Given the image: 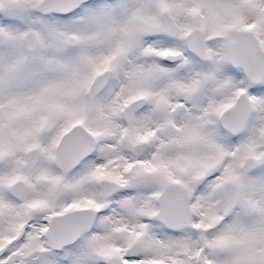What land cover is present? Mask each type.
<instances>
[{
  "label": "snow or ice",
  "instance_id": "1",
  "mask_svg": "<svg viewBox=\"0 0 264 264\" xmlns=\"http://www.w3.org/2000/svg\"><path fill=\"white\" fill-rule=\"evenodd\" d=\"M188 52L264 81V0H0V264H264V120L232 143L264 99L164 82Z\"/></svg>",
  "mask_w": 264,
  "mask_h": 264
},
{
  "label": "rangeland",
  "instance_id": "2",
  "mask_svg": "<svg viewBox=\"0 0 264 264\" xmlns=\"http://www.w3.org/2000/svg\"><path fill=\"white\" fill-rule=\"evenodd\" d=\"M148 0H98V5L102 8H106L109 12L112 13V17L115 21L122 20L126 14L133 8L137 7L141 3H146ZM65 15H56V14H49L43 15V19L50 24H60L63 23V17ZM38 19V18H33ZM169 39L173 42L178 44L179 41L175 37H169ZM189 58V63L183 65L182 67L177 68V64L179 61L174 63L164 64L165 68H173L176 71L168 73L164 77V82L171 77L174 79L180 80H188L185 76H190L191 79L196 72L198 71H212L215 73L217 78L225 79L231 78L234 82H239L241 80L245 81V85L248 87V92L252 96H256L258 99H264V81H260L257 84L249 83L242 75L241 70L239 68L231 67L228 62L220 63V64H212L211 62L207 61H200L190 52L186 53ZM113 86L118 87V82L113 80L111 82ZM259 89V90H258ZM106 94H110L108 89H105ZM211 95L209 89L205 88L202 89L201 92L194 98L193 100L186 101V106L191 109L193 112L197 110L200 105H203L207 102L208 97ZM195 102L196 107H193V103ZM264 120V109H258L250 114L247 127L237 133L235 139L232 140V143H238L242 139H246L252 136L255 130L260 126L261 121ZM262 178H264V166L257 165L256 169L254 170V180H253V188L255 191H259L262 187H264V183H262ZM148 191L147 188H138V189H131V190H122V192L126 193H142ZM120 196H114V199H119ZM153 225V231L157 233L160 238H166L165 232L162 227L159 225L158 221H146ZM99 264H104L103 261H99Z\"/></svg>",
  "mask_w": 264,
  "mask_h": 264
},
{
  "label": "water",
  "instance_id": "3",
  "mask_svg": "<svg viewBox=\"0 0 264 264\" xmlns=\"http://www.w3.org/2000/svg\"><path fill=\"white\" fill-rule=\"evenodd\" d=\"M49 14H58V15H64V14H67L66 12H58V13H49ZM43 15H48V14H43ZM192 54V53H191ZM192 55H194L198 60H200V61H205V60H203L201 57H199V56H197V55H195V54H192ZM231 67H234V68H239L240 70H241V73H242V75H243V77L246 79V77H245V73H244V71H243V69L241 68V67H239L238 65H235V64H231V63H228ZM247 80V79H246ZM248 81V80H247ZM261 80H255V81H248L249 83H252V84H257V83H259ZM240 132V131H239ZM239 132H236L234 135H236L237 133H239Z\"/></svg>",
  "mask_w": 264,
  "mask_h": 264
},
{
  "label": "bare ground",
  "instance_id": "4",
  "mask_svg": "<svg viewBox=\"0 0 264 264\" xmlns=\"http://www.w3.org/2000/svg\"><path fill=\"white\" fill-rule=\"evenodd\" d=\"M185 78H188V79H189V78H190V76H189V75H188V76H185Z\"/></svg>",
  "mask_w": 264,
  "mask_h": 264
}]
</instances>
